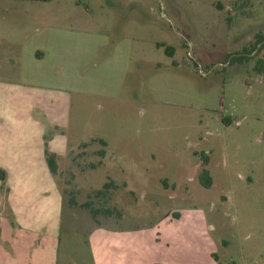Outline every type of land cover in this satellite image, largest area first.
Masks as SVG:
<instances>
[{
    "label": "rangeland",
    "instance_id": "374dc122",
    "mask_svg": "<svg viewBox=\"0 0 264 264\" xmlns=\"http://www.w3.org/2000/svg\"><path fill=\"white\" fill-rule=\"evenodd\" d=\"M257 35L264 0H0V109L17 115V102L37 98L52 122L64 204L48 264H93L96 222L167 232L163 264H264ZM204 167L209 187L198 179ZM35 171L22 172L35 177L27 196L52 195L53 174ZM9 174L17 182L20 173ZM8 183L0 180V198ZM86 201L113 215L95 220ZM7 215L0 209V244L13 252L0 250V264H22L19 245L40 240Z\"/></svg>",
    "mask_w": 264,
    "mask_h": 264
},
{
    "label": "crops",
    "instance_id": "0c3cea01",
    "mask_svg": "<svg viewBox=\"0 0 264 264\" xmlns=\"http://www.w3.org/2000/svg\"><path fill=\"white\" fill-rule=\"evenodd\" d=\"M40 54V50L29 52ZM36 57V56H35ZM38 99L27 100L25 103L17 102L21 111L13 115L9 109H0V155L5 154L6 159H1L0 168L5 174L10 193L7 197L0 198L2 213L8 214L14 225H20L28 234H36L40 243L32 245L22 241V264H48L47 259L55 252H59L58 245H54L59 239V226L57 215H60L64 204L63 191L60 189L47 164L45 150L48 149L47 128L48 123L42 116L38 105ZM14 104L13 102H11ZM46 111V108H44ZM17 119V127L14 121ZM49 152H52L48 149ZM55 154V153H54ZM56 155V154H55ZM58 158V156L56 155ZM48 170L54 177L51 181L53 194L50 196H27L25 191L36 185L34 178L30 179L23 173L28 171ZM19 172L17 182L12 180L9 172ZM55 175V176H54ZM22 178V179H21ZM24 178V179H23ZM29 179V180H28ZM34 183V184H33ZM174 217V216H173ZM168 217L164 220L166 229L175 218ZM53 220L55 222L53 223ZM166 230V231H167ZM160 230L148 232L139 229L117 228L112 225H101L96 222L88 238V248L93 264H156L167 263L169 260L170 239L163 236ZM51 238L54 243H46ZM145 238V241H144ZM1 251L13 252L12 246L0 244ZM1 256V253H0ZM51 262V261H50ZM49 262V264H50Z\"/></svg>",
    "mask_w": 264,
    "mask_h": 264
},
{
    "label": "trees",
    "instance_id": "16d2710c",
    "mask_svg": "<svg viewBox=\"0 0 264 264\" xmlns=\"http://www.w3.org/2000/svg\"><path fill=\"white\" fill-rule=\"evenodd\" d=\"M260 43V45L258 46V44ZM260 48L264 46V35H257L254 41V45L252 47V51H254L256 48ZM165 51L170 53L171 52V47H165ZM172 54V53H170ZM236 59L238 60V62H244L246 61L245 56L243 55H238L236 57ZM254 70L262 75H264V59L259 58L256 59L254 66H253ZM226 122H228V119H226ZM45 155H46V161L48 164V167L50 169V171L53 174L57 173V157L54 153L49 152L48 149L45 150ZM203 162L204 165H206L205 163L207 162L206 157H203ZM5 179V172L3 170L0 169V180H4ZM198 179L200 181V183L204 186V187H209L212 184V178L210 177L206 167H204L200 174L198 175ZM114 186L112 182H107L104 184V189L106 188V192H108V189L110 187ZM104 193V190H98L96 192V196H102ZM74 205V204H73ZM81 207L85 208L88 210V212L90 213V215L96 220L97 216L99 214L105 215V216H111L113 215L112 210H110L109 208H94L92 206V202L91 201H86L83 204L80 205ZM176 215V214H175Z\"/></svg>",
    "mask_w": 264,
    "mask_h": 264
}]
</instances>
